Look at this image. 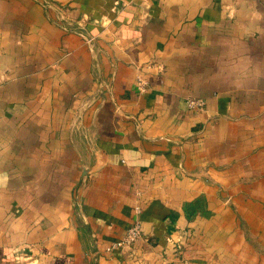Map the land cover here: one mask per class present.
Returning <instances> with one entry per match:
<instances>
[{"label":"crops","instance_id":"crops-1","mask_svg":"<svg viewBox=\"0 0 264 264\" xmlns=\"http://www.w3.org/2000/svg\"><path fill=\"white\" fill-rule=\"evenodd\" d=\"M0 264H264V0H0Z\"/></svg>","mask_w":264,"mask_h":264},{"label":"built area","instance_id":"built-area-1","mask_svg":"<svg viewBox=\"0 0 264 264\" xmlns=\"http://www.w3.org/2000/svg\"><path fill=\"white\" fill-rule=\"evenodd\" d=\"M141 82V87H145V85L147 84L146 81L140 80ZM191 105L194 106H201V102L200 101H195V100H191L190 101ZM142 235V225L139 221H137L127 232L126 237L121 240L118 241L116 243H114L111 247H109V250H113L117 247H125L127 245H134L140 238Z\"/></svg>","mask_w":264,"mask_h":264}]
</instances>
